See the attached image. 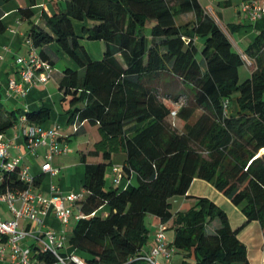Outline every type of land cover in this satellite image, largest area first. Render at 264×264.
<instances>
[{"label":"trees","instance_id":"obj_1","mask_svg":"<svg viewBox=\"0 0 264 264\" xmlns=\"http://www.w3.org/2000/svg\"><path fill=\"white\" fill-rule=\"evenodd\" d=\"M53 1L54 10L41 16L44 26L31 22V46L53 65L45 46L55 43L73 61L58 81L68 121L76 123L74 135L84 121L100 134L80 156L85 195L74 204L83 214L68 239L74 254L83 264H137L148 239L146 216L154 215L162 224L172 221L170 245L192 255L194 264H251L237 234L251 220L264 231V28L240 52L225 31L240 24L224 29L199 0ZM19 11L27 18L33 13L30 5ZM188 12L192 18L178 23ZM82 38L104 42L99 58ZM243 64L249 74L240 79ZM233 99L234 112L228 111ZM18 112L0 121L1 132ZM25 116L40 124L50 112L42 107ZM117 152L125 156L122 175L106 185ZM87 155L99 160L89 162ZM195 177L238 206L246 220L233 228L212 199L187 196ZM40 180L34 177V185ZM6 186L25 188L17 170L3 174L0 190ZM176 195L193 202L173 212ZM32 251L44 264L55 259L38 244ZM186 258L178 264H190Z\"/></svg>","mask_w":264,"mask_h":264},{"label":"crops","instance_id":"obj_2","mask_svg":"<svg viewBox=\"0 0 264 264\" xmlns=\"http://www.w3.org/2000/svg\"><path fill=\"white\" fill-rule=\"evenodd\" d=\"M207 11H210L213 16H218L219 20L223 24H240L238 29H234L228 32L231 42L236 50L242 52L246 46L253 40L255 35L264 28V15L256 20H250L247 14L241 9V3L243 0H199ZM30 5L33 10L31 17L27 18L21 15L20 8ZM53 0H34V4H30V0H9L0 6L1 21L5 27L3 32H0V121H4L8 118V113L12 110H19L17 118L15 119L14 125L3 130L4 138L8 142V151L10 155L20 156L19 167H27L29 172L34 176H41V180L35 185L37 193L47 197L51 194V186H55V191L60 195L65 196L70 192H82L83 189V177H84V163L81 161L82 152H87L93 148L94 143L100 138V134L97 130L96 125H92L87 121L80 124L82 132L76 136H84L85 134L90 135L85 139L77 137L70 143L71 136L73 135L76 123L68 121V115L66 113L68 109L67 98H63L62 91L59 90L58 81L62 76V70L65 66H74L73 61L64 54V52L58 48L55 43H50L45 46L50 58L53 60V73L55 75V82L57 85L51 84L50 78L44 83H36L24 94L12 93L7 89V81L10 77L15 76L19 79L17 73V64L15 59L18 55L26 56L31 50V43L29 42V30L31 22L44 26L42 19L43 13H51L54 10ZM180 16H191L193 13L188 12ZM178 18V17H177ZM187 19V20H188ZM186 21V20H184ZM180 21L178 23L184 22ZM234 35V37H232ZM88 40L82 38L81 42ZM102 46V45H101ZM37 50V49H36ZM102 54V53H101ZM99 58V57H98ZM246 72V71H245ZM248 73L245 75L247 76ZM53 75V74H52ZM55 89L58 91L55 92ZM45 107L49 109V119L40 123L44 128L58 125V131L60 134L59 144H67L69 152L75 151L76 155L73 160H70L72 169L67 174L59 175L60 162L56 160L58 155L67 154L68 151L53 154L50 158V163L53 167L57 168L56 173L44 172L41 169L42 163L45 161L46 150L42 146H38L35 152L29 151L25 136L21 130L19 123V117L25 115L27 111H37L40 108ZM98 133L96 135L95 133ZM92 133V134H91ZM69 136V139L66 137ZM99 137V138H98ZM72 147V148H70ZM124 154L117 152L113 155V163L107 168L106 185L114 184V177L118 172L122 171V164L124 162ZM86 160L98 161L99 157L87 155ZM0 159V173L2 172ZM66 165V164H65ZM70 168V167H69ZM55 178V179H54ZM187 196H206L216 202L219 206L226 210L229 217L230 224L233 228H236L242 224L246 217L241 212L238 206H235L226 196L219 192L209 182L204 179L195 177L191 182L187 191ZM186 195L173 196L171 200V210L173 201L176 200L175 208L179 210L187 209L193 202L192 197ZM64 205L69 207L71 215L66 224L61 223L55 216L54 211L49 209L45 214L38 213L42 219L40 227L37 223L30 218H20L19 227H24L29 230V234L23 238L20 243L27 245L31 248V255L36 264H44L39 260L34 251L33 247L37 244V231L44 230L48 227L54 228L57 235L62 236L64 244L59 248L60 252L65 254L75 253L68 243V239L72 233L73 227L78 219V211L74 204H71L67 199H64ZM16 206L20 205V200H15ZM229 210V211H228ZM173 211V210H172ZM174 212V211H173ZM229 212L233 214L231 218ZM0 215L3 219H11L14 217L11 210L8 208L5 202L0 203ZM148 219V239L141 249V253L148 252L151 250L154 244V234L158 226L161 224L158 217L154 215H147ZM211 223H217V220ZM210 223V224H211ZM209 224V226H210ZM167 229L166 244L170 250V255L166 257L164 254H159L158 259L165 261L169 259L170 264H178L181 260L186 257L183 255V251L171 246L170 243L174 237V232L171 228L172 221L169 220L164 224ZM238 238L246 245L247 257L251 264H264V231H262L260 224L257 220H251L238 232ZM190 264H194L193 256L186 258ZM0 264H16L10 260L9 247H5V255L3 259H0ZM137 264H149L145 260H140Z\"/></svg>","mask_w":264,"mask_h":264},{"label":"built area","instance_id":"obj_3","mask_svg":"<svg viewBox=\"0 0 264 264\" xmlns=\"http://www.w3.org/2000/svg\"><path fill=\"white\" fill-rule=\"evenodd\" d=\"M241 9L249 19L256 20L264 15V0H243ZM29 42L31 43L30 39ZM243 57L247 59L244 54ZM15 62L19 79L12 76L7 81V89L12 93L24 95L34 84L46 82L53 74V65L43 60L33 47H31L28 55H18ZM224 105H227L226 101ZM19 123L29 151L35 152L38 146H42L46 150L45 161L41 165L42 171L56 173L57 168L53 167L49 161L51 156L69 150L67 144H59L58 125L44 128L39 124L28 122L25 115L19 117ZM8 145L3 132L0 131V159L2 161L0 182L3 174L17 170V174L24 182L25 188L20 190L6 186L0 190V203L5 202L14 215L11 219H3L0 215V259L4 258L5 247L7 246L12 262L16 264H36L31 255V248L20 243L30 232L27 228L19 227V219L30 218L40 227L43 221L38 213L45 214L51 209L54 211L56 218L61 223L66 224L71 215V210L64 205V199H67L71 204H75L77 200L84 197L85 192H70L62 196L55 191V186L52 185L49 196L45 197L37 193L34 176L27 167H19L20 156L10 155ZM121 175L122 172L117 173L113 179L115 183H119ZM16 199L20 200L19 206L15 204ZM82 215L78 212V217ZM165 229L166 226L162 223L158 226L154 234L153 247L150 251L141 253L138 256L139 259L145 260L149 264H170L168 258L165 261L158 259L159 254H164L166 257L170 255V250L166 244ZM36 237L37 244L42 250L54 254L55 259L52 264H69L71 260L83 264L82 260L74 253L65 254L59 251V248L64 244V239L62 236L57 235L54 228L39 229Z\"/></svg>","mask_w":264,"mask_h":264},{"label":"rangeland","instance_id":"obj_4","mask_svg":"<svg viewBox=\"0 0 264 264\" xmlns=\"http://www.w3.org/2000/svg\"><path fill=\"white\" fill-rule=\"evenodd\" d=\"M210 12V11H208ZM211 13V12H210ZM212 14V13H211ZM189 17L191 16H179L177 18V21L180 22V21H184V20H187ZM217 22L225 29V24H223L220 20H219V17L218 16H215ZM225 31L227 32V30L225 29ZM228 34V32H227ZM232 37H234V35H232ZM83 44L85 46V48L87 49V51L91 54L92 57L94 58H98L101 56V53H102V50H103V47H104V42H101V41H97V40H84L83 41ZM102 45V46H101ZM118 59L121 60V57L120 55H117ZM246 63L249 65L250 64V60L246 59ZM246 71V72H245ZM249 71V67L246 65V64H243L239 67V76H240V79H243L244 77H246L245 75L248 73ZM57 74V72L54 71L53 75L50 77V80H51V84H54L53 87H55L57 85V83L54 81L55 79V75ZM56 88V87H55ZM58 90L55 89V92H57ZM67 102H68V99H66ZM184 101V95H181V97L179 98V103L180 102H183ZM233 103L231 104V106L229 107L228 111H235L236 108H237V105H236V101L235 99H233ZM173 120V123L178 126V127H181L183 122L181 120H177V119H174L172 118ZM75 129V128H73ZM88 135H84L83 137L82 136H76V135H72L71 136V141L70 143H72L74 140L76 142V140H78L79 137H81L82 139H85L86 137H88L90 134L87 133ZM92 134V133H91ZM96 135H98L97 131L95 133ZM99 136V135H98ZM78 137V138H77ZM99 138V137H98ZM72 148V147H70ZM70 150V149H69ZM76 152L73 151L72 153L68 151L67 154H63V155H58L60 157H56V160H58L60 162V166L62 167L60 169V173L59 175H62V174H67L71 169H72V165H71V162L70 160H73L74 156L76 155L75 154ZM66 164V165H65ZM70 167V168H69ZM55 179V178H54ZM176 203V200L173 201V206H172V210L175 212V211H178L179 209H176L175 208V204ZM224 207V206H223ZM222 207V208H223ZM224 209V208H223ZM225 210V209H224ZM226 211V210H225ZM229 211V210H228ZM231 218L233 217V214L231 212H229ZM146 222H147V225H148V219H146ZM217 225V223H211L210 226H209V230H211L212 228H214L215 226Z\"/></svg>","mask_w":264,"mask_h":264}]
</instances>
